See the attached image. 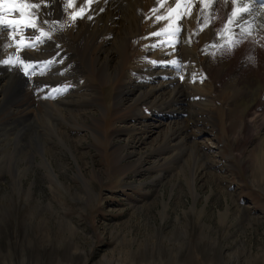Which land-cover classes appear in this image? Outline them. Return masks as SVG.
Wrapping results in <instances>:
<instances>
[{"label": "rangeland", "instance_id": "rangeland-1", "mask_svg": "<svg viewBox=\"0 0 264 264\" xmlns=\"http://www.w3.org/2000/svg\"><path fill=\"white\" fill-rule=\"evenodd\" d=\"M69 3L51 1L56 20L69 14ZM37 21L36 28L23 32L29 34L25 43L39 37L38 43L19 53L24 64L34 67L26 72L18 63L5 64L8 73L19 77L18 99L27 92L35 105L23 111L22 101L20 111L13 112L17 99L0 108V264H264V185L252 170V154L264 153V127L258 133L247 129L252 114L264 115V41L257 44L248 73L255 84H244L247 94L227 102L180 95L184 101L171 103L178 109L167 116L187 125L189 135L181 140L184 133L180 138L169 134L165 142L170 141L160 140L162 147L154 150L157 132L145 144L130 141L142 125L129 117L120 120L127 112L120 111L113 80L96 81L104 107L78 105L76 111L85 114L80 122L55 112V89L67 93V84L71 89L74 65L52 75L48 62L53 51L42 58L39 33L46 28ZM2 32L10 44L21 40L12 29ZM54 41L56 48L65 45L62 37ZM91 43L89 30L80 33L65 58L84 65ZM15 47L0 60L8 59ZM66 76V81H56ZM3 78L0 83L11 79ZM136 88L127 104L140 91ZM180 88L192 93L187 84ZM220 106L237 139L229 141L225 134ZM162 114L148 111L146 121L167 123ZM93 116L99 118L98 131L87 127ZM38 139L47 146L58 181L42 161ZM120 144L126 146L120 149ZM119 152L125 156L121 160ZM191 167L197 168L194 182Z\"/></svg>", "mask_w": 264, "mask_h": 264}, {"label": "bare ground", "instance_id": "bare-ground-1", "mask_svg": "<svg viewBox=\"0 0 264 264\" xmlns=\"http://www.w3.org/2000/svg\"><path fill=\"white\" fill-rule=\"evenodd\" d=\"M26 1L41 4L36 21L38 20L37 23L39 22L46 28L45 33L47 35L41 36L42 41L50 42L49 45L40 42L41 52L44 53L42 58L46 59L43 56L53 51V55L52 53L50 55L52 69L50 72L52 75L65 68V66L74 65V72L70 74L73 79L71 89L69 84H67L69 89L67 93H64L62 87L60 89L56 87L55 89L58 90L56 93L58 97L56 99L57 105H52L55 112L64 117L71 115L75 121L80 122V119L85 118V114L76 111L78 105L80 109L90 103L98 105L101 109L104 107L96 81L101 83L110 80L115 81V83L118 82L119 94L117 98L120 97V101L117 100V103L120 104V111L123 107L127 112L122 116V119L120 117V120L126 121L129 117L130 121L142 125L140 128L141 133L132 134L133 138L130 140L136 146L147 143L155 132H157L156 136L159 140L158 145L156 144L153 148L154 150L162 147L160 140H163L162 143L164 144L170 141L165 142L169 134L173 135V138H180L179 134L184 133L185 137L181 140L188 137V126L182 125L173 116H167L178 109L170 104L180 100V95L185 94L194 97L199 95L205 97V99L227 102L248 93L244 85L246 82L250 85L255 84L254 82L251 83L248 73L251 70V65L255 62L259 49L257 44L264 41V4L261 0H237L238 4L249 5L251 11L243 13L235 24L229 25L228 29H224V25L227 23L233 7L231 0L227 4L224 3V0H218V2L206 0L211 4L210 7L204 9L210 22L208 26L203 28V31H199V26L203 25V17H200L199 25L197 22L201 8L199 0H195V6L190 8L191 16H184L179 20L177 19V12L169 13L167 10L170 6H173L172 0H92L83 16L76 15V18L73 19L72 17L79 11L80 0H72L74 6L68 7L70 12L61 21L53 17L52 9L49 6L52 0ZM8 2L17 3L19 1L8 0ZM185 2L186 0H180L182 5ZM161 4L164 6L161 7ZM154 9L158 10L154 12ZM185 10L182 7L178 11ZM0 16L6 19H15L19 17V12L4 11L3 7L0 6ZM157 17H161V19L158 20ZM177 24L181 29L179 32H175ZM241 28H245L247 31L242 34ZM221 29L224 30L221 32ZM88 30L92 40H94V45L91 43L88 50L83 54L84 65L74 61L71 57L65 58L70 53L73 40L77 39L80 33H87ZM197 32L198 34H194ZM155 33H160V35H155ZM20 35L24 41L29 38V34L26 32ZM54 37H62L65 45L56 48ZM235 41L240 42L237 44ZM9 42L4 33L0 31V58L2 57V59L9 48L5 47L10 44ZM32 43H38V41L32 39ZM79 45L83 46V42H79ZM114 45L116 48L112 49ZM22 49L23 47H21ZM16 52L17 47L13 49V53ZM115 54H117L116 57ZM172 61H177L178 64H173ZM0 64V80H4V74H6V77L9 75L11 78L7 83L4 81L0 83V108H2L16 102L19 97L20 86L15 80L19 77L8 73L4 63ZM242 67L244 68L242 69ZM80 75L83 76V82V79H77ZM66 78L67 76L60 77L56 81L62 80L64 82ZM184 84L191 88L192 93L180 88ZM137 86L140 91L127 104L130 101L128 94H134V88ZM252 87L254 89V86ZM83 90L85 92H82ZM19 99L15 110L11 109V111L19 112L22 101L23 111L24 108L26 111V109L28 110L35 105L34 99H31V95L27 92ZM180 101L184 100L181 99ZM220 107L223 108L220 109V115L225 134L228 135L229 141L230 139H237L238 137H233L230 133L228 121L226 122L224 118V107ZM35 110L39 112L37 107ZM74 110L77 113L73 112ZM155 110H157V113L164 112L161 118L166 119L168 117L169 121L166 120L167 123L159 120L155 122L146 121V113ZM120 113L122 114V112ZM263 116L252 114L248 120L247 129L258 133L259 129L264 127ZM92 121V125L87 127L98 131L97 129L100 127L99 118L93 116ZM133 130L136 131L138 128L135 127ZM40 140L36 141V147L41 152L42 161L58 181L55 170L46 156L47 146H42ZM61 141L67 145L64 139L61 138ZM125 146L120 144V149ZM240 156L243 157V155ZM121 157L125 156L120 153V160ZM252 157L253 175L255 180H258V184L262 186L264 185V153L252 154ZM189 158L191 159V157ZM191 160H195V158ZM1 161L3 162V160ZM189 171L194 182L197 176V168L191 167ZM191 189L195 196L198 195L195 185H192Z\"/></svg>", "mask_w": 264, "mask_h": 264}, {"label": "snow or ice", "instance_id": "snow-or-ice-1", "mask_svg": "<svg viewBox=\"0 0 264 264\" xmlns=\"http://www.w3.org/2000/svg\"><path fill=\"white\" fill-rule=\"evenodd\" d=\"M92 0H80V7L77 14H75L72 18L75 19L76 15L83 16L84 12L86 11V8L91 4ZM215 2H218V0H215ZM229 0H224V3L227 4ZM199 3L201 5L199 15L197 18V22L199 25V19L200 17H203V25L199 26V31H203V28L208 26L210 20L208 15L205 14L204 9L211 6L210 3L206 2V0H199ZM231 3L233 5L232 10L230 12V15L228 17L227 23L224 25V29H228L229 25L235 24L237 20L241 18V15L246 12H250V6L247 4H238L237 0H231ZM172 5L167 10L169 13L177 12V19H182L184 16H191L190 8L192 6H195V0H186V2L182 5L180 3V0H172ZM0 6L3 7L4 11H18L19 17L15 19H6L3 16H0V31H5L7 29H12L16 33H22L24 28L26 27H32L36 28L35 20L38 19V11L41 7L40 3H28L26 0H19L17 3H9L8 0H0ZM47 6L46 4L44 5ZM73 3H69L66 5V7H73ZM164 5L161 4V7ZM186 9L185 11H178L181 8ZM158 9H154L153 11H157ZM167 18V17H165ZM157 19H161V17H157ZM47 23V21H45ZM247 23V21H245ZM239 26V25H237ZM63 27V25H61ZM221 29V32L224 30ZM180 26L177 24L175 28V32H179ZM247 29L241 28V33L243 34ZM194 34H198L194 33ZM40 35L45 36L47 33L43 32V30H40ZM155 35H160V33H155ZM11 39L15 41V36H11ZM39 37L36 38L37 41H39ZM42 42V41H41ZM190 42V41H189ZM240 41H235V43H239ZM17 47V52L13 53L8 57V59L0 61V63L4 64H14L18 63L20 65H23L25 67V71L27 72V68L34 67V65H26L24 64V60L20 57L19 53L21 50V47L26 48H34L36 45L35 43H25L24 39L21 38V40L18 42V44H8L5 47ZM48 63H51L49 61ZM173 64H178L177 61H172Z\"/></svg>", "mask_w": 264, "mask_h": 264}]
</instances>
